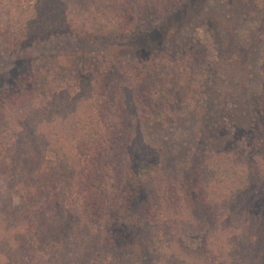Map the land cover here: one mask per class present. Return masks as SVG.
<instances>
[{
    "label": "rangeland",
    "instance_id": "obj_1",
    "mask_svg": "<svg viewBox=\"0 0 264 264\" xmlns=\"http://www.w3.org/2000/svg\"><path fill=\"white\" fill-rule=\"evenodd\" d=\"M32 1L0 0V26L14 24ZM96 1L64 0L70 22L92 17ZM121 1L122 14L143 15L135 34L83 41L62 32L0 55V106L3 100L9 103L0 114V159L15 157L3 149L9 141L30 156L19 168L9 166L10 175L29 173L47 141L63 145L59 153L47 151V159L65 164L67 157L69 171L60 170L52 188L53 194L62 193L68 183L64 204L36 201L25 220L36 244L46 225H59L56 241L50 236L36 254L37 264H68L78 243L110 236L98 221L107 220L100 205L111 208L114 200H95L98 213L86 204L92 177L87 174L100 159L91 147L109 145L107 139L117 150L111 153L117 183L135 195L127 218L154 205L159 185L181 176L184 183L214 162L210 185L215 196L188 214L193 224L184 219L183 228L175 230V249L194 253L197 264H264V0H176L169 15L140 0ZM128 79L133 81L132 106L126 105L122 88ZM15 93L24 100L15 102ZM33 116L45 119L34 131ZM58 119L69 131L91 125L90 131L96 126L100 133L83 137V145L68 140L67 133L58 142ZM18 139L25 145L20 147ZM148 160L152 165L146 173L142 164ZM144 172L152 184L137 189L129 178ZM81 180L87 184H78ZM230 193L232 199L225 201ZM20 201L15 194L13 204ZM70 222L73 232L63 233V223ZM86 225L91 227L85 230Z\"/></svg>",
    "mask_w": 264,
    "mask_h": 264
},
{
    "label": "trees",
    "instance_id": "obj_2",
    "mask_svg": "<svg viewBox=\"0 0 264 264\" xmlns=\"http://www.w3.org/2000/svg\"><path fill=\"white\" fill-rule=\"evenodd\" d=\"M175 1L140 0L145 7H153L158 13L164 15L170 14L172 10L170 8L176 3ZM250 1L253 2V0ZM63 2L64 0H33L29 2L28 6L24 7L20 19L14 24L8 23L4 27L0 26V55H7L13 51L22 50L39 38H46L47 35L56 33L72 32L74 36L83 41L119 39L137 33L143 25L142 14L134 16L120 12L125 9L124 2L121 0H97L94 11H91L92 17L77 19L78 23L74 25L70 22L71 18L69 16L71 15H68V3L66 2L65 6ZM142 76L144 78L145 75L142 74ZM132 82L131 79H128L126 81L127 84L123 83L124 86L122 87L123 92H125L124 101L126 105L131 106L134 99V94H129L132 92ZM161 93L164 92L161 91ZM15 94L17 95L15 102L24 100V96H20L21 93ZM8 104V102L6 104L5 100L2 101L0 114L5 112L3 107ZM126 113L127 108L123 114ZM98 115L100 116V114ZM107 117L110 121L113 120L111 114L107 115ZM33 118V124L37 126L32 128L34 131L45 119L40 120L37 116H33ZM62 122V120H59L58 142L63 137L61 135L67 133L68 140L75 139L76 145H83V137L96 138L100 133L96 126H92L93 131H90L91 125L90 127L85 126L86 131H82L78 126L77 128L75 126L76 130L72 127L70 128L71 131H69L61 124ZM116 126L117 124L112 127L117 128ZM109 132L111 131L109 130ZM64 138L66 139L65 136ZM106 141L109 145L99 143L98 146L91 147L100 156V159L97 160L99 164H95L94 170L89 171L87 174V177L90 175L92 177L87 187L89 199L86 204L94 205L90 209L93 213H98L97 206L100 204V199L111 197L114 200L111 208H108L106 203L100 205V209L104 210L108 221L97 220L99 224L106 226L110 236L102 240L92 238L93 240L91 241L87 239L91 243L86 242V240L81 241L77 244L79 250L75 252L74 258H70L68 264H197L198 258L194 256V253L188 254L185 251L175 249L178 245L175 230L183 228L180 225H183L182 221L184 219V224H193L195 220L188 214H194V209H196L197 205H200L201 201L205 202L214 198L215 195L211 190L210 181L212 176L216 175L215 163H205L206 165L201 174L191 177L184 183H182L181 176L170 180L169 185H159L154 205L146 210L142 209L137 218L132 219V217L129 219L127 216L129 210H131L130 200L135 195L133 190L130 191L126 188L124 183H121V185L117 183L118 175L113 167L116 156L112 160L111 155L112 152L117 150H113L115 144L112 140L107 139ZM58 142L56 141V143ZM17 143L20 147L25 145V142L21 139H18ZM8 145L12 146L9 147ZM14 145H16L15 141H9L4 144L3 149L8 153L16 154L15 157L12 160L0 159V264H37L39 261L36 254L44 250V243L50 236L51 241H56V236L59 235H56L59 231V225L57 227L46 225L47 227L43 228L45 236L40 239L41 244H36L34 241H30L32 231L30 227L28 229L25 220L36 201L38 203L44 202L46 206L53 203L59 204V206L64 204L62 202H64L63 197L65 196V190L69 186L68 183L64 182L62 193L53 194L52 188L60 181L58 172L63 169L69 171L66 166L67 157H65V164H62L59 159H47L44 156L47 151L55 150L59 153L63 146L60 144H58V147L56 145L52 146L51 141H47L46 147L43 148V154H40L39 158L33 159L34 164L29 169V173L26 170H14L15 173L10 175V167L16 166V168H19L24 164V159L26 161L30 160V156L24 152L23 148H14ZM62 155H64V152H62ZM153 160L157 162L156 159ZM150 165L152 163L149 160L142 164L146 173L150 170ZM229 168L227 166L226 172H228ZM146 173L139 174V178L135 175L134 179L129 178V181L135 182L137 189L142 184H152L143 176ZM149 179H153L152 175H149ZM86 182V180H81L78 184H87ZM21 188L23 189L20 191ZM15 194L20 196L19 205L13 204ZM232 197L233 194L231 193L226 195L225 201L231 200ZM97 199L99 200L95 201ZM210 203L213 202L210 201ZM112 206H114L116 211L111 210ZM21 219H24V221L19 223ZM43 223L42 221L39 227L42 228ZM71 225L73 223H63L64 228L61 231L65 233L68 229L72 233L73 230L71 229L70 231L69 228L72 227ZM89 227L91 226L86 225L85 230L89 229ZM168 228L169 231L167 233ZM32 229L34 228L32 227ZM56 230L58 231L56 232ZM194 259H197V261L195 262Z\"/></svg>",
    "mask_w": 264,
    "mask_h": 264
}]
</instances>
